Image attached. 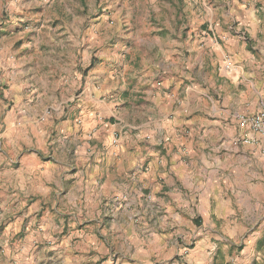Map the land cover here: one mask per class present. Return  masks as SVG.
Instances as JSON below:
<instances>
[{
	"label": "clouds",
	"instance_id": "clouds-1",
	"mask_svg": "<svg viewBox=\"0 0 264 264\" xmlns=\"http://www.w3.org/2000/svg\"><path fill=\"white\" fill-rule=\"evenodd\" d=\"M0 264H264V0H0Z\"/></svg>",
	"mask_w": 264,
	"mask_h": 264
}]
</instances>
